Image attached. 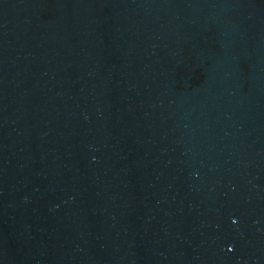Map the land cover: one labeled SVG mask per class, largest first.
Segmentation results:
<instances>
[{
  "label": "water",
  "instance_id": "1",
  "mask_svg": "<svg viewBox=\"0 0 264 264\" xmlns=\"http://www.w3.org/2000/svg\"><path fill=\"white\" fill-rule=\"evenodd\" d=\"M0 264H264V0H0Z\"/></svg>",
  "mask_w": 264,
  "mask_h": 264
}]
</instances>
